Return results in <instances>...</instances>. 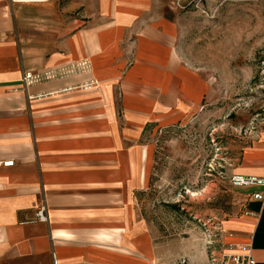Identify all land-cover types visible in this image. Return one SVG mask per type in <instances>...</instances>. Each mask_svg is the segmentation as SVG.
Here are the masks:
<instances>
[{
    "label": "crops",
    "instance_id": "obj_1",
    "mask_svg": "<svg viewBox=\"0 0 264 264\" xmlns=\"http://www.w3.org/2000/svg\"><path fill=\"white\" fill-rule=\"evenodd\" d=\"M49 1L0 0V161H12L0 168V264H146L136 143L192 114L207 83L180 62L175 25L151 0ZM255 127L234 175L264 178V120ZM240 188L242 214L218 225L230 234L220 241L264 264V188Z\"/></svg>",
    "mask_w": 264,
    "mask_h": 264
},
{
    "label": "rangeland",
    "instance_id": "obj_2",
    "mask_svg": "<svg viewBox=\"0 0 264 264\" xmlns=\"http://www.w3.org/2000/svg\"><path fill=\"white\" fill-rule=\"evenodd\" d=\"M57 1L61 8L70 0ZM151 2L175 25L174 51L207 83V94L176 123L142 130L135 221L150 238L146 264H209V252L220 249L215 229L242 214L244 188L229 177L264 120V0Z\"/></svg>",
    "mask_w": 264,
    "mask_h": 264
},
{
    "label": "built area",
    "instance_id": "obj_3",
    "mask_svg": "<svg viewBox=\"0 0 264 264\" xmlns=\"http://www.w3.org/2000/svg\"><path fill=\"white\" fill-rule=\"evenodd\" d=\"M10 3H20V2H35L43 3L48 0H8ZM31 80V75L29 72L22 73L21 83L23 87L28 86ZM12 166L11 160L0 161V168H7ZM229 184L234 188L240 187H250L257 186L264 188V178H259L255 176H242V175H232L229 177ZM251 197L255 200H261L263 195L261 193H253ZM34 219L38 223L46 222V212L44 204H40L35 211ZM224 236H230L229 232L221 227L215 229L214 238L216 242L218 241L220 249L217 253L209 252V264H255L253 257L250 254V250L245 245H232L225 244L220 240ZM213 241L207 242L208 246L212 245ZM52 264H56L53 256L51 257Z\"/></svg>",
    "mask_w": 264,
    "mask_h": 264
}]
</instances>
